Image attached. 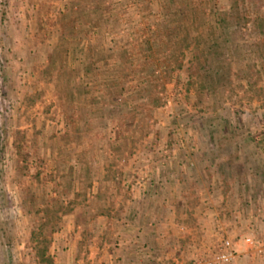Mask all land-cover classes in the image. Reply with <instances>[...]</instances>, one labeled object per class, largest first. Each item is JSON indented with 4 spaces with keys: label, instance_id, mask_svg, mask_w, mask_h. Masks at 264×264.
<instances>
[{
    "label": "rangeland",
    "instance_id": "obj_1",
    "mask_svg": "<svg viewBox=\"0 0 264 264\" xmlns=\"http://www.w3.org/2000/svg\"><path fill=\"white\" fill-rule=\"evenodd\" d=\"M91 186H260L264 264V0H0V264L83 260Z\"/></svg>",
    "mask_w": 264,
    "mask_h": 264
},
{
    "label": "crops",
    "instance_id": "obj_2",
    "mask_svg": "<svg viewBox=\"0 0 264 264\" xmlns=\"http://www.w3.org/2000/svg\"><path fill=\"white\" fill-rule=\"evenodd\" d=\"M259 187L91 186L87 204L78 205L73 218L65 216L79 218L76 228L85 239L86 257L74 264H192L221 235L259 229L251 209L260 203ZM68 233L61 234L65 240Z\"/></svg>",
    "mask_w": 264,
    "mask_h": 264
},
{
    "label": "built area",
    "instance_id": "obj_3",
    "mask_svg": "<svg viewBox=\"0 0 264 264\" xmlns=\"http://www.w3.org/2000/svg\"><path fill=\"white\" fill-rule=\"evenodd\" d=\"M244 242L247 244H255V241L252 236L246 235L242 238ZM234 239L226 236L221 235L216 247L209 251L208 253H205L201 256H198L192 264H222L230 262L235 256V248H234ZM175 264H191L187 262H176Z\"/></svg>",
    "mask_w": 264,
    "mask_h": 264
},
{
    "label": "trees",
    "instance_id": "obj_4",
    "mask_svg": "<svg viewBox=\"0 0 264 264\" xmlns=\"http://www.w3.org/2000/svg\"><path fill=\"white\" fill-rule=\"evenodd\" d=\"M219 47L220 45L218 44V42H214L212 41L211 44L207 45L206 47H202L201 49L197 50L196 51V62H194V64H192V66L195 68L200 69L199 71L201 70H206V69H209L211 68V63H212V55L213 56H217L218 53H217V48H218V52H219ZM206 52L203 56H202V53ZM206 56V57H205ZM214 59V58H213ZM192 62H190V65H191ZM209 78L211 77H208V78H205L206 80H200L198 82V85L196 86V89L198 91L202 90L203 89H206L208 87V84L209 83ZM207 82V83H206ZM45 251H46V246L45 248H41L38 250V257L42 260H45V261H48V262H51L52 261V258L51 256L45 254Z\"/></svg>",
    "mask_w": 264,
    "mask_h": 264
}]
</instances>
